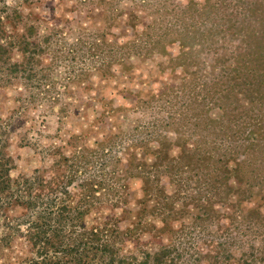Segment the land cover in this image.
<instances>
[{"label":"rangeland","instance_id":"374dc122","mask_svg":"<svg viewBox=\"0 0 264 264\" xmlns=\"http://www.w3.org/2000/svg\"><path fill=\"white\" fill-rule=\"evenodd\" d=\"M0 19L13 179L67 181L135 264H264V0H0ZM9 241L0 264L32 254Z\"/></svg>","mask_w":264,"mask_h":264},{"label":"trees","instance_id":"16d2710c","mask_svg":"<svg viewBox=\"0 0 264 264\" xmlns=\"http://www.w3.org/2000/svg\"><path fill=\"white\" fill-rule=\"evenodd\" d=\"M6 34L0 19V80L6 79L5 69L8 76L18 70L11 63ZM8 148L0 124V215L15 206L22 210L14 220L6 216L0 247L17 232L32 252L20 264H135L112 243L114 234L108 226H86L91 203L73 202L67 181H46L40 173L13 179L15 161Z\"/></svg>","mask_w":264,"mask_h":264}]
</instances>
